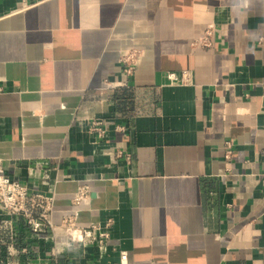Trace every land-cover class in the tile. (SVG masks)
<instances>
[{
  "label": "crops",
  "instance_id": "0c3cea01",
  "mask_svg": "<svg viewBox=\"0 0 264 264\" xmlns=\"http://www.w3.org/2000/svg\"><path fill=\"white\" fill-rule=\"evenodd\" d=\"M263 86L264 0H0V161L55 199L0 264H264Z\"/></svg>",
  "mask_w": 264,
  "mask_h": 264
},
{
  "label": "built area",
  "instance_id": "2783aa9c",
  "mask_svg": "<svg viewBox=\"0 0 264 264\" xmlns=\"http://www.w3.org/2000/svg\"><path fill=\"white\" fill-rule=\"evenodd\" d=\"M209 33L200 39V43L208 45ZM127 59V60H126ZM125 65L129 63L127 73L132 71L131 63L128 58L123 61ZM167 80L173 84L187 85L189 84V73H168ZM264 89V86H263ZM2 89L0 88V93ZM89 130L96 133L99 137L104 135L103 122L100 120H91L89 122ZM226 156L231 152V145H226ZM92 196L90 186L83 183L78 186L77 190L69 196L71 211L62 217L60 225L71 230H79L82 232L80 243L94 244L99 248H104L108 241L107 227L109 224L101 227L92 225L90 228L81 230L77 215L79 208L86 206ZM54 194L42 192L38 186H28L17 180L10 179L0 161V228L9 232L11 239L17 237L15 232L18 227L32 233L38 239H46L53 235L54 224L52 215L54 213ZM24 252V250H23ZM117 264H128L127 254L120 251L118 254Z\"/></svg>",
  "mask_w": 264,
  "mask_h": 264
}]
</instances>
